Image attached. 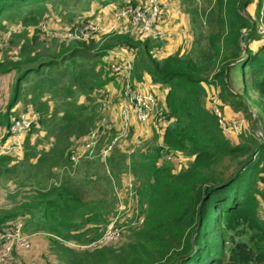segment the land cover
<instances>
[{"label":"trees","instance_id":"obj_1","mask_svg":"<svg viewBox=\"0 0 264 264\" xmlns=\"http://www.w3.org/2000/svg\"><path fill=\"white\" fill-rule=\"evenodd\" d=\"M133 2L137 0H0V20L20 21L24 27L16 57L0 62V80L14 76L12 96L0 112V173L13 180L24 166L30 169L24 170L30 185L20 190L21 200L0 208V226L20 222L31 237L44 235L51 250L49 264H264V219L259 213L264 200V140L256 134L260 129L264 137V34L260 32L264 0H203L201 7L184 0L191 44L184 52L161 58L154 51L167 41L149 36L135 34L138 39H134L113 32L99 41L91 37L49 42L40 28L51 13L68 11L64 16L74 30L108 7L113 10ZM253 4L256 10L251 15L248 8ZM116 49L134 51L136 88L148 80L166 87L161 104L167 124L144 146L112 147L108 166L118 178L125 172L134 178L144 222L123 224L121 243L92 245L116 207L113 180L105 175L103 181L92 178L86 186L67 169L61 173L57 169L71 164L64 156L72 140L90 135L102 121L97 107L109 97L108 86L118 76L110 67ZM237 65L242 70L240 89L231 76ZM31 74L35 77L31 101L41 118L27 132L25 143L40 123L56 134V142L49 151H37V160L8 164L13 158L2 149L13 123L11 111ZM207 85H220L221 99L235 118L247 115L249 126L239 142L225 136L208 108ZM45 92L59 95L63 110L49 113L50 106L42 100ZM108 133L104 141L111 143L118 131L111 127ZM99 150L100 146L98 154ZM168 155L172 161L184 156L189 162L177 169ZM28 156L26 151L25 159ZM66 157L70 159L71 152ZM54 178L56 182L50 184ZM90 184L103 188L102 194L88 198Z\"/></svg>","mask_w":264,"mask_h":264},{"label":"rangeland","instance_id":"obj_2","mask_svg":"<svg viewBox=\"0 0 264 264\" xmlns=\"http://www.w3.org/2000/svg\"><path fill=\"white\" fill-rule=\"evenodd\" d=\"M146 0H137V3H131V4H138L141 2H145ZM195 6L201 7L204 2L203 0H194ZM187 8L188 3L184 2V0H178L171 8L170 12L168 14H164L161 16L159 20V24L161 27L166 29L170 35L169 39L166 42V45L163 50L158 49L154 51L155 55L159 58L176 53V52H184L186 48H188L192 41V32L190 30L188 16H187ZM110 9V10H109ZM256 7L255 4L250 6L248 8V12L253 15L255 13ZM110 7L108 9H104L98 13V16L91 20L90 22L93 23L94 26H96V30L94 31L92 37H95L97 41L101 39V37L105 34L118 32V33H124L129 34L134 39H138V37L135 35L134 32H132L130 21L127 20H118L116 21L113 19V14ZM63 14V15H62ZM62 14L58 13H51L48 14V19L42 23V29L43 34L48 37V41H70L73 40L71 38H68V34L70 33L71 26L69 25L68 19L64 16L65 14H68V11H63ZM77 21V17H75ZM90 22H88L90 24ZM87 23V24H88ZM0 24L2 25L0 27V62H3L6 58L13 59L16 57L19 47L21 43L24 40L23 37V24L20 21H10L6 17L0 20ZM88 24V25H89ZM45 30V32L43 31ZM27 31H32V28L28 27ZM134 33V34H133ZM22 35V36H21ZM44 38V37H43ZM259 45V42H253L252 47L256 48ZM133 58L135 61L136 55L133 54ZM108 58L107 60H109ZM106 60V59H105ZM133 69H134V63L132 68V88L135 86V81L133 78ZM241 66L237 65L232 68L231 76L233 79L234 85L240 89L241 87ZM33 74H31L23 83L21 88V94L19 100L14 104L12 111H11V121H14L16 118L20 117V115L24 113L28 114H37L38 115V121L41 118L40 112H37L36 107L32 104V98L33 95L31 94L30 87L33 85L34 80ZM148 80V79H147ZM13 83H14V76H7L4 79L0 80V112H4L6 110V107L8 105V102L12 96V90H13ZM127 82L124 80L120 75L117 76V78H114L113 81L109 84V97L105 100L106 102V108H102V104H99L97 107V111L100 115V117H105L107 124L111 125L115 131H118L119 136L124 127V119L121 115V104L123 102L124 98V90L126 88ZM135 88V87H134ZM207 88V105L210 110L211 109V101L210 96L213 94H218L220 96L221 87L220 85L217 86H206ZM138 89V88H135ZM140 90L144 92H152L156 95L157 99L162 103L161 100H163L165 94H166V87H156L153 86L149 80L145 83V86H142ZM82 98V97H81ZM42 100L47 102V104L50 106V110L58 108V110H63L62 103L63 99L59 97V95L54 96L53 94L45 92L42 96ZM66 99H64L65 101ZM83 101V99H82ZM223 108L225 110V113L227 116H231L235 118L234 114L231 113V107L224 103L221 99ZM109 105V106H108ZM109 107V108H108ZM109 110V111H108ZM58 115L61 114V112H57ZM52 114V113H51ZM240 116L244 118V120L247 122L249 126V119L247 115L244 113H240ZM255 119V114H253ZM101 122V121H100ZM112 122V123H110ZM36 123V122H35ZM34 123V124H35ZM102 126L99 129V126ZM98 127L92 129L91 132L97 131L99 133V144L98 146L101 147V152H98L95 150L93 156L88 153V151L85 148V145L87 143V140L89 138L88 136H85L78 140H72L71 147L69 148V154L71 152L70 159H67L65 153L66 160H71V164L67 166H60V169H57V172L61 173L64 171V169H67L70 173L73 179L79 181V182H85L86 186L90 182L92 178L99 179L100 181H103L105 175H109L111 179L113 180L114 186H115V210L111 214L110 221L116 220V224L123 227V224L127 225L130 221H135L137 217L139 216V209H138V203L137 200L134 202L130 199V185H134L135 192H136V184L135 180L132 177L131 174L128 172H125L123 175H121L119 178L112 174L109 166H108V156L102 155V151L106 149L109 145L112 143H107L104 141V137L106 134H109L106 129H104L102 123L99 124ZM132 120L129 125L128 129V135L120 137L119 141L116 143L117 146H119L123 150H134L135 148L139 146H144L146 143L151 142L154 138V135L156 132H160L161 127L157 125L154 121L149 122L148 125L142 126V127H133ZM132 127V128H131ZM135 131L131 134V129H134ZM144 130V131H143ZM2 129H0V135H1ZM91 134V133H90ZM131 134V135H130ZM256 134L259 136L262 134V131L260 129H256ZM27 133L23 135V138L21 140L22 145L21 147H18L17 141L14 139H8V141L5 143L2 153L8 154L12 156L13 160L11 163L19 162L23 160H37L36 153L39 150H48L52 148L53 144L56 142L55 136L56 134L51 132L49 128L46 127L45 124H38L34 127L30 134V139L28 140V143L26 144ZM105 135V136H104ZM130 136V137H129ZM233 143L239 142L241 137L236 138H230ZM114 145V146H116ZM97 146V147H98ZM116 146V147H117ZM34 147V148H32ZM113 147V146H112ZM26 151L29 152L28 158L25 159V153ZM73 154V155H72ZM77 158L78 160L74 161V158ZM62 159V158H61ZM170 162H173L177 169L181 168L182 166L186 165L189 160L188 158L181 156L180 160H168ZM169 162V163H170ZM4 166V165H3ZM24 168L27 171H30L27 166H24ZM24 169V170H25ZM23 169L19 170L14 176L13 180H9L10 177H7L8 175H4L0 173V208L3 206L6 208H10L12 206V203L14 201L21 200L20 199V190H23L25 186L30 185V181L26 180V173ZM38 174V173H37ZM4 175V176H3ZM56 182V179H52L50 184H54ZM22 186V188H19ZM91 186V187H90ZM105 186V185H104ZM88 188V189H87ZM86 188L87 191V197L90 198L91 196L95 195L96 193L98 195L102 194L103 188H95L91 184L89 187ZM137 193V192H136ZM260 207H259V213L261 217L264 219V200H260ZM131 204L129 209L127 211L120 212V205H128ZM12 224L11 223H6ZM6 224H3L6 225ZM2 227V226H0ZM107 228V227H106ZM105 228V229H106ZM104 229V231H105ZM34 238L36 240L34 241V248L33 252H37V254H42L43 259L45 260H51V250L48 247V241L44 235H36ZM124 241V238L116 241V242H109L106 243L107 245L110 244H116L121 243ZM37 258L35 255L33 256ZM49 258V259H48Z\"/></svg>","mask_w":264,"mask_h":264},{"label":"built area","instance_id":"obj_3","mask_svg":"<svg viewBox=\"0 0 264 264\" xmlns=\"http://www.w3.org/2000/svg\"><path fill=\"white\" fill-rule=\"evenodd\" d=\"M178 0H146L138 4H127L121 7H116L112 11L113 19L116 21L127 20L130 21L132 32L137 35L149 36L153 39L167 41L170 37L168 31L160 26L159 20L163 13L169 10ZM95 22L87 23L83 27H76L70 30L68 38L71 39H89L92 37L96 26ZM42 27V23L40 24ZM42 30V29H41ZM45 32V30H43ZM260 32L264 34V28L260 27ZM161 48V50H163ZM116 58L111 63V70L120 75L126 80L127 85L124 90V98L121 104V115L124 119L123 131L119 136L114 137L112 144L102 151V155L107 156L111 151L112 146L116 145L120 137L128 135L129 125L131 120L136 119L140 124L148 125L149 122H155L161 128L167 124L165 110L163 105L157 99L156 95L152 92H144L140 89L132 88V68L134 63L133 50L129 49H116L111 52ZM211 109L218 118V123L227 138L240 137L247 130V122L243 117L233 118L227 116L223 108L221 98L218 94L210 96ZM102 108H106V102H102ZM38 115L24 113L16 118L11 127L9 139H15L18 147L22 145V138L27 133L31 126L37 121ZM104 129L109 130L111 125L107 124L106 118L103 117L101 121ZM99 144V133L96 131L91 132L87 143L86 150L93 156ZM73 155V154H72ZM74 158V156H73ZM172 155H168L167 160H171ZM78 160L74 158V161ZM130 199L134 202L137 200V193L135 192L134 185H130ZM138 202V200H137ZM131 204L120 205V212L127 211ZM144 222L142 216H138L132 225L141 226ZM125 227L116 224V220L108 223L105 231L103 230L102 236L92 245L106 244L109 242H116L124 237ZM32 246V237L22 231V223L14 222L0 227V264H43L37 260H30L24 263L17 255L19 250H29ZM46 264V263H44Z\"/></svg>","mask_w":264,"mask_h":264},{"label":"crops","instance_id":"obj_4","mask_svg":"<svg viewBox=\"0 0 264 264\" xmlns=\"http://www.w3.org/2000/svg\"><path fill=\"white\" fill-rule=\"evenodd\" d=\"M108 9V8H107ZM110 10V9H109ZM110 123H112V122H110ZM134 123V124H133ZM113 124V123H112ZM132 124L135 126V128L136 127H142V126H145V125H143V124H140L136 119H133L132 120ZM112 127V126H111ZM143 128V127H142ZM144 131V130H143ZM36 240V238H34V237H32V246H31V248L29 249V250H25V251H23V250H19L18 252H16L17 253V255H19V258L24 262V263H26V262H28V261H30V260H37L39 263H46V264H49V263H47L48 261L47 260H45V259H43V257H42V254H37V252H33L32 250H33V248H34V241ZM36 256L37 258H35V257H33V256Z\"/></svg>","mask_w":264,"mask_h":264},{"label":"water","instance_id":"obj_5","mask_svg":"<svg viewBox=\"0 0 264 264\" xmlns=\"http://www.w3.org/2000/svg\"><path fill=\"white\" fill-rule=\"evenodd\" d=\"M245 16H246L247 18H249V19L251 18V17L249 16V14H246V13H245ZM245 33H246V32H245ZM244 50H245V52H247L246 47H244ZM255 121H256V116H255ZM259 138H260L261 141H263V140H264L263 134H260V135H259Z\"/></svg>","mask_w":264,"mask_h":264}]
</instances>
